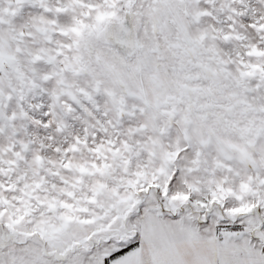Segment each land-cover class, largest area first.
<instances>
[{"label":"snow or ice","instance_id":"snow-or-ice-1","mask_svg":"<svg viewBox=\"0 0 264 264\" xmlns=\"http://www.w3.org/2000/svg\"><path fill=\"white\" fill-rule=\"evenodd\" d=\"M0 264H264V0H0Z\"/></svg>","mask_w":264,"mask_h":264}]
</instances>
